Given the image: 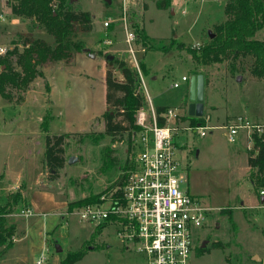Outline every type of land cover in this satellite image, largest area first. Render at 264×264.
<instances>
[{"label": "rangeland", "instance_id": "obj_1", "mask_svg": "<svg viewBox=\"0 0 264 264\" xmlns=\"http://www.w3.org/2000/svg\"><path fill=\"white\" fill-rule=\"evenodd\" d=\"M10 1L0 0V47L7 50L16 44L21 50L27 36L53 44V36L45 29L30 19L12 15ZM157 1L72 0L74 8L93 16L92 29L78 32L75 39L94 56L80 50L70 62H46L37 67L42 75L35 76L26 87L11 86L7 97L0 94V209L5 211L7 224L15 225L13 243L0 257V264H59L68 250L84 246L93 248L73 264H146L136 247L117 235L114 225L104 226L91 237L97 224L81 220L67 209L70 200L103 193L124 171L125 160L133 159L126 136L111 139L101 133L108 67L104 52L116 57L111 50L119 49L127 65L136 69L124 41L104 43L108 27L103 22L109 19L114 25L122 7L130 3L139 4L135 16L140 27L158 43L156 48L145 47L136 54L138 63L145 56L148 67L144 73L138 72L140 82L144 78L140 88L145 104L135 113L136 125L143 128L153 123L150 103L173 105L179 101L181 89L187 84L179 80L183 73L204 75L205 96L213 106L203 109L197 124H192L185 112L175 119L180 124L166 120L174 127L172 142L180 162L181 189L210 208L206 225L198 230L196 253L192 252L189 264H262L264 201L260 202L254 192L246 164L252 143L243 130L229 141L226 125L239 117L264 124V81L247 70L230 71L227 61L199 65L192 58L190 49L207 43L208 31L214 33V24L225 18V0H169L165 7L158 6ZM128 17L136 29L133 16L128 13ZM11 18L16 22L8 25ZM263 36L264 32L259 31L258 37ZM177 42H183L184 47L177 48ZM195 43L199 45L193 46ZM160 45H164L163 51ZM4 67L0 64V69ZM111 69L120 78L115 64ZM176 78L179 86H171ZM42 123H47V132ZM87 132L90 136L77 134ZM46 133H68L65 162L53 180L43 164ZM106 150L114 159L109 167H104ZM69 156L76 160L69 163ZM17 191L21 199L10 202V192ZM27 204L33 214H19ZM205 235L204 246L209 249L198 254ZM217 240L224 244L223 249L211 247Z\"/></svg>", "mask_w": 264, "mask_h": 264}, {"label": "trees", "instance_id": "obj_2", "mask_svg": "<svg viewBox=\"0 0 264 264\" xmlns=\"http://www.w3.org/2000/svg\"><path fill=\"white\" fill-rule=\"evenodd\" d=\"M8 4L12 15L30 19L36 26L51 34L53 44L42 38L27 36L22 40L21 50L15 44L3 54L0 53V64L5 65L3 69H0V94L3 97H7L9 87H26L35 76L42 75L38 66L46 62H70L75 53L83 48L80 41L75 39L77 33L90 31L93 17L87 10L74 8L71 0H13ZM168 4L169 0L157 1L160 7L168 6ZM224 14L225 18L213 26V37H209V41L200 45L198 49H190L193 60L199 65L227 61L230 71L247 70L252 77L264 81V36L258 37L259 31L264 32V0H225ZM135 28L139 44L149 49L156 48L158 43L155 38L147 35L142 28L136 26ZM172 44L174 43L171 42ZM176 47L181 49L184 43L177 42ZM160 48L163 51L165 47L160 45ZM186 48L189 47L186 46ZM107 54L111 53L104 52V56ZM106 64L108 66L105 73L106 108L102 114L103 130L101 133L108 135L111 139H122L126 136L125 139L128 147L130 146L133 159L130 162L128 159L125 160L124 171L102 192H106L115 185H120L129 170L134 167L133 136L142 129L136 125L135 113L145 104L144 92L140 88L142 82H140L137 69L131 68L123 59L114 56L112 59H106ZM113 64L119 69L120 78L114 75L111 69ZM138 64L140 71L144 73L146 67L141 58ZM166 108L161 105L154 107L155 120L158 125L166 123L163 116ZM200 117L188 116L187 119H190L192 124H197ZM41 125L42 129L47 132V123ZM261 126L262 131L254 129L250 132L249 140L252 144L247 149L246 156L248 179L257 194H259V189L264 187V124ZM77 134L82 137L90 136L89 132ZM67 136L68 133L54 135L46 133L45 135L44 164L49 171L50 180L56 178L58 170L64 165ZM81 140V138L78 139L79 142ZM103 161L104 167L111 166L114 161L108 150L103 154ZM101 194L99 192L88 197L70 200L67 203V209L71 211L76 206L97 202ZM21 197L20 191L10 192L8 196L12 199V201L9 200L12 203H16ZM4 212L0 209V257L12 245L15 233V225L7 224ZM108 224H110L109 221L98 223L91 237L98 234ZM211 247L223 249L224 244L217 240L211 243ZM89 248V246H84L79 250H68L59 264H73L81 259ZM208 249V246H200L197 253H203ZM194 250L196 253V247Z\"/></svg>", "mask_w": 264, "mask_h": 264}, {"label": "built area", "instance_id": "obj_3", "mask_svg": "<svg viewBox=\"0 0 264 264\" xmlns=\"http://www.w3.org/2000/svg\"><path fill=\"white\" fill-rule=\"evenodd\" d=\"M119 21L132 63L139 72L136 54L143 52L145 46L138 43L124 6ZM111 23L107 19L103 25L109 27ZM109 42V39L104 40L106 44ZM5 50L0 47V53ZM180 80H187V76H181ZM178 84L179 80H176L171 85L176 87ZM150 110L153 123L134 134L135 163L124 181L103 192L99 201L76 206L70 213L96 224L109 221L116 227L117 235L132 243L145 257L146 264H189L199 237L198 230L203 227L210 208L181 189L180 162L172 142L174 127L167 122L158 125L154 109ZM163 116L165 120L175 118L176 108L167 107ZM143 121L144 116L139 117L138 122L143 124ZM226 127L229 141L234 140L240 129L248 130V138L254 129L262 131L261 125L241 117ZM258 195L264 199V187L259 189ZM19 214L30 216L33 213L25 207Z\"/></svg>", "mask_w": 264, "mask_h": 264}, {"label": "crops", "instance_id": "obj_4", "mask_svg": "<svg viewBox=\"0 0 264 264\" xmlns=\"http://www.w3.org/2000/svg\"><path fill=\"white\" fill-rule=\"evenodd\" d=\"M138 6H139V4H135V3H130L129 4V6H126L125 5V8H126V11L130 14V16L132 15L133 16V18H131V19H133V20H135L136 22H134L133 21V24L136 26V27H138V28H142V29H144L143 27H140V24H139V20H138V18H136V16H135V12H136V10H138ZM129 9V10H128ZM16 22V19L14 18V19H12L11 18V20L9 21V22H6L8 25H11L12 23H15ZM113 23H111V25L108 27V31H107V33H106V39H109L110 40V42L108 43V44H113L114 42L116 43L117 41H120V40H122V41H124V43H125V40H124V33H123V30H122V28H121V23H120V21L119 20H117V22L114 24V25H112ZM8 27V26H7ZM105 39V40H106ZM113 53H114V55L116 56V57H118L119 59H123L122 58V51H120L119 49H117V48H114V49H112L111 50ZM146 55V54H145ZM124 60V59H123ZM125 61V60H124ZM143 62H144V64H145V56H143ZM145 66L147 67V65L145 64ZM147 69H148V67H147ZM149 69H151V68H149ZM152 70V69H151ZM183 75H186L187 76V80H184L183 82H187V84H186V87H184L183 89H181V94H180V98H179V101H177L176 102V104H173V105H169V104H153V103H150V100H149V103L151 104L150 105V107L151 108H153L154 109V105H161V106H166V107H173V108H176V111H177V116L175 117V118H173V123H176V120H178L180 117H181V113H183V112H185L186 113V116H190L189 114H188V111H187V109H188V104H189V99H188V96H189V84H190V76L192 75V74H190V75H187V74H185V73H183L181 76H183ZM153 75H150V77H152ZM180 76V77H181ZM176 80H178V78H176L175 80H173V81H176ZM180 80V79H179ZM181 82H182V80H180ZM180 81H179V84H180ZM142 82H143V84H144V78H142ZM172 84V83H171ZM170 84V85H171ZM179 84H178V86H179ZM172 86V85H171ZM208 107H213L212 105H211V103H209L208 102V99H206V96H205V84H204V99H203V109L205 110V109H208ZM208 117V116H207ZM176 119V120H175ZM172 120V119H171ZM177 124H180V123H176V125ZM188 125H189V123H188ZM240 130H243V131H245V133L246 134H248V130L247 129H240ZM239 130V131H240ZM238 131V132H239ZM248 138V137H247ZM44 164V163H43ZM44 166H45V164H44ZM259 200H260V202H262L264 199H263V197H260L259 196ZM27 203H29V202H27ZM30 204V203H29ZM29 204H27V207H29L30 208V205ZM16 215V214H15ZM17 215H19V214H17ZM15 236V233H14V235H13V237ZM44 258V257H43ZM42 260H40V262H41Z\"/></svg>", "mask_w": 264, "mask_h": 264}, {"label": "water", "instance_id": "obj_5", "mask_svg": "<svg viewBox=\"0 0 264 264\" xmlns=\"http://www.w3.org/2000/svg\"><path fill=\"white\" fill-rule=\"evenodd\" d=\"M72 1V0H71ZM109 2V0H106ZM209 37H213V33L209 30L208 31ZM83 51H86L90 54L91 57L94 56V53L90 51L88 47H83ZM113 55L112 54H107L105 56L106 59H112ZM204 75L202 73L198 74H192L190 76V84H189V104H188V114L190 116H197L200 117L202 116L203 113V99H204ZM76 160L75 156H69L68 157V162L72 163ZM205 242H202V246H204ZM91 248V246H89ZM56 250H60L59 245L56 244ZM253 259H260L258 255H252ZM261 263L264 264V257L261 258Z\"/></svg>", "mask_w": 264, "mask_h": 264}, {"label": "flooded vegetation", "instance_id": "obj_6", "mask_svg": "<svg viewBox=\"0 0 264 264\" xmlns=\"http://www.w3.org/2000/svg\"><path fill=\"white\" fill-rule=\"evenodd\" d=\"M207 218H208V217H207ZM206 222H207V219H206L204 225H206ZM204 225H203V227L201 228L202 230H203V228H204ZM197 240H198V238L196 239L195 243L197 242ZM206 241H207V239H206V235H205V236H203V238L201 239V242H206Z\"/></svg>", "mask_w": 264, "mask_h": 264}]
</instances>
